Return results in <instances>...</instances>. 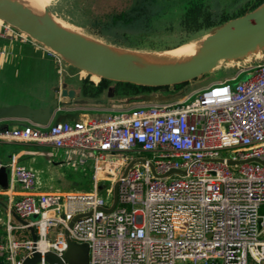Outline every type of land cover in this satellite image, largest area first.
Returning <instances> with one entry per match:
<instances>
[{"label":"built area","instance_id":"built-area-1","mask_svg":"<svg viewBox=\"0 0 264 264\" xmlns=\"http://www.w3.org/2000/svg\"><path fill=\"white\" fill-rule=\"evenodd\" d=\"M5 38L38 44L2 21ZM0 139L61 151L67 168L91 178L87 192L36 194L34 171L0 162L8 170L2 194L27 222L18 228L36 235V242L0 243V264H21L33 251L37 264H48L46 252L61 258L64 230L88 245V264H264V62L176 106L72 121L56 113L46 127L4 128ZM115 184L116 205L105 213Z\"/></svg>","mask_w":264,"mask_h":264},{"label":"rangeland","instance_id":"rangeland-1","mask_svg":"<svg viewBox=\"0 0 264 264\" xmlns=\"http://www.w3.org/2000/svg\"><path fill=\"white\" fill-rule=\"evenodd\" d=\"M3 1L0 0V3ZM12 1L28 10L30 1ZM136 1L138 0H51L41 9L47 12L49 24L55 29L115 48L141 53L181 50L201 56L203 40L220 27L204 31L182 30L178 28L177 22L167 20L152 26L135 23L128 27L113 23L112 17L121 12L128 17L137 16V10L142 5H136ZM256 5V0L218 1V8L231 14V18H239L259 9L260 5ZM151 7L150 5L147 9ZM142 18L143 15H139L138 20ZM0 48V62H13L0 72V108L11 105L42 108L48 102L58 100L60 111L57 116L60 117L106 114L113 110L142 105L176 106L193 92L233 77L240 68L264 62L263 47L243 58L221 61L209 74L197 80L122 97L117 94L121 83L87 74L74 59L59 57L58 63L48 55V49L40 44L32 45L5 38L0 41ZM248 77L244 74L239 80H246ZM87 175H90L89 172ZM87 175H68L66 183L70 191L89 190L91 180Z\"/></svg>","mask_w":264,"mask_h":264},{"label":"water","instance_id":"water-1","mask_svg":"<svg viewBox=\"0 0 264 264\" xmlns=\"http://www.w3.org/2000/svg\"><path fill=\"white\" fill-rule=\"evenodd\" d=\"M47 11L49 12V10ZM0 19L58 56L78 61L79 68L89 75L118 83L157 89L178 86L197 80L201 76L209 74L221 61L240 59L264 47L263 3L259 9L224 23L207 36L202 42L203 55L192 58L193 66L191 69L172 78L152 80L142 74L117 72L125 63L123 59L100 58L93 55L90 48L81 43L79 36L76 37L63 30L55 29L50 24L42 26L34 23L28 10L20 7L16 1L4 0L3 3H0ZM59 110L58 100L50 101L42 108H30L23 105L1 107L0 122L21 121L46 127L52 122ZM131 165L132 163L129 164L124 173ZM7 179L8 172L6 168L1 167V190L7 188ZM116 202L117 184L113 187L112 204L104 212H111ZM14 216L21 225H27L26 221L21 220L15 214ZM73 222L69 224V228L72 227ZM27 230L30 232L31 241L36 242L34 228L28 226ZM64 237L67 247L63 256L58 258L54 253L46 252L43 255L44 261L48 264H88V245L76 244L70 241L67 230H64ZM40 259L41 255L33 251L30 256L22 260L21 264H37Z\"/></svg>","mask_w":264,"mask_h":264},{"label":"crops","instance_id":"crops-1","mask_svg":"<svg viewBox=\"0 0 264 264\" xmlns=\"http://www.w3.org/2000/svg\"><path fill=\"white\" fill-rule=\"evenodd\" d=\"M2 51V49L0 48ZM5 47H3V51ZM2 54V53H1ZM13 62H0V72L5 66ZM40 108V107H39ZM97 115V114H91ZM90 115L57 116L59 121L78 120ZM27 122H0V131L4 128L21 127ZM62 152L51 147H41L35 144L15 143L0 139V162L4 166L15 164L34 171L37 175L35 193L69 192L66 177L70 174H83L73 168H67ZM8 171V170H7ZM87 177L91 180L90 175ZM19 221L15 218L8 197L0 189V243L10 240L24 241L31 239L27 229H19ZM10 228V229H9Z\"/></svg>","mask_w":264,"mask_h":264},{"label":"trees","instance_id":"trees-1","mask_svg":"<svg viewBox=\"0 0 264 264\" xmlns=\"http://www.w3.org/2000/svg\"><path fill=\"white\" fill-rule=\"evenodd\" d=\"M218 1L219 0H138L135 4L142 6L138 8L137 16L128 17L126 13L121 12L118 15H114L112 21L113 23H121V25L129 27L133 26L135 23L140 26H152L153 24L167 20L169 22H177L178 28L182 30L204 31L221 26L237 18H231V14L219 9ZM256 3V6L262 5L264 0H256ZM150 5L152 7L147 9ZM139 15H143L141 20H138ZM102 81L104 80H101V82ZM119 85L121 89L117 90V94L122 97L157 90V88H148L127 83H121ZM22 126L24 125H21V127Z\"/></svg>","mask_w":264,"mask_h":264},{"label":"bare ground","instance_id":"bare-ground-1","mask_svg":"<svg viewBox=\"0 0 264 264\" xmlns=\"http://www.w3.org/2000/svg\"><path fill=\"white\" fill-rule=\"evenodd\" d=\"M28 1H30L28 12L31 20L42 26L49 25V15L41 8L47 6V3L51 0ZM78 38L97 57L123 59L125 63L117 72L142 74L152 80L172 78L185 73L192 68V58L195 57L190 51L175 50L162 53H141L115 48L85 37Z\"/></svg>","mask_w":264,"mask_h":264}]
</instances>
